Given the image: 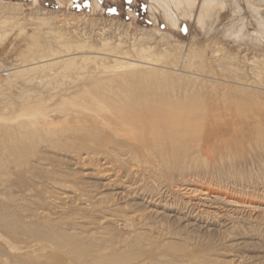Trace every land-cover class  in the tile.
Returning a JSON list of instances; mask_svg holds the SVG:
<instances>
[{
  "label": "rangeland",
  "instance_id": "rangeland-1",
  "mask_svg": "<svg viewBox=\"0 0 264 264\" xmlns=\"http://www.w3.org/2000/svg\"><path fill=\"white\" fill-rule=\"evenodd\" d=\"M60 1L0 0L22 5L24 19L63 9L93 17L95 8L99 18L126 24L129 38L155 30L172 42L207 43L209 58L213 43L225 45L237 63L264 50V24L248 11L243 16L238 0H222L225 16L208 31L195 19L197 1L192 18L177 26L151 12L147 0ZM179 9L182 17L186 7ZM178 68L167 91L181 103L190 77ZM235 99L232 106L208 99L214 115L187 114L173 133L163 131L161 150L136 143L133 131L102 128L96 117L110 116L95 107L60 123L73 126L65 134H43L14 154L0 149V209L21 226L9 240L0 232V264H264V100ZM77 109L68 104L58 112Z\"/></svg>",
  "mask_w": 264,
  "mask_h": 264
},
{
  "label": "bare ground",
  "instance_id": "bare-ground-1",
  "mask_svg": "<svg viewBox=\"0 0 264 264\" xmlns=\"http://www.w3.org/2000/svg\"><path fill=\"white\" fill-rule=\"evenodd\" d=\"M147 1L151 12L164 15L174 26L183 17L192 18L190 9L196 1L199 11L195 19L207 31L215 29L216 18L225 16L224 0ZM238 1L243 16L248 11L254 21L264 24V0ZM60 4L64 7V0ZM179 6L186 7L182 17ZM22 9L20 4L0 2V59L4 61L0 72L7 75L5 79L0 77V89L6 95L0 107V149L13 154L32 148L34 138L43 134L52 137L74 130L73 126L61 129L59 124L79 119L90 107L108 110L110 117H96L102 128L133 131L131 137L136 143L146 142V148L161 150L167 139L163 131L173 133L175 127L186 122L187 114L214 115L205 104L208 99L219 96L224 104L233 102L230 97L236 98L234 102L241 100L239 104L264 100V50L257 51L251 62L243 57L245 61L237 63V57L227 56L225 45L218 43H213L209 58L207 43L172 42L166 34L147 29L129 38L126 24L99 18L95 8L98 15L93 17L63 9L43 10L29 19L20 18ZM26 22L31 24L24 25ZM158 37L165 42L163 47L157 41L153 43ZM178 67L190 77L188 81L178 77L181 83L186 81L181 103L167 91L168 83L173 82L170 72ZM237 103L234 105L239 107ZM68 104H78V109L71 114L58 112ZM5 213L0 209V232L9 240L21 226L14 225ZM4 236L0 235V241Z\"/></svg>",
  "mask_w": 264,
  "mask_h": 264
}]
</instances>
